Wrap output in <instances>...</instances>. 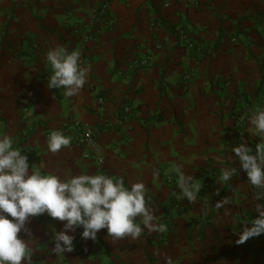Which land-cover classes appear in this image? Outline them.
<instances>
[{"label": "crops", "instance_id": "crops-1", "mask_svg": "<svg viewBox=\"0 0 264 264\" xmlns=\"http://www.w3.org/2000/svg\"><path fill=\"white\" fill-rule=\"evenodd\" d=\"M99 5L0 0V135L41 174L143 183L157 230L116 240L103 229L93 241L77 229L74 251L58 258L53 230L63 222L44 214L27 224L31 237L21 233L34 241L32 264H264V235L237 243L264 189L249 184L238 161V174L220 180L232 148L261 142L248 117L264 108V26L251 20L264 21V0H111L92 21ZM56 45L87 61L77 96L47 86L46 53ZM137 60L147 67L129 77ZM73 119L90 125L102 163L74 145L48 151L47 132ZM178 167L202 184L195 203L176 199Z\"/></svg>", "mask_w": 264, "mask_h": 264}, {"label": "clouds", "instance_id": "clouds-1", "mask_svg": "<svg viewBox=\"0 0 264 264\" xmlns=\"http://www.w3.org/2000/svg\"><path fill=\"white\" fill-rule=\"evenodd\" d=\"M81 55L79 50H69L63 45L47 51L46 59L52 70L47 82L49 89H62L66 97L81 93L89 72L83 66ZM248 122L249 132L261 142L255 150L243 143L232 148L235 159L230 157L227 162L230 166L221 168L220 180L228 183L238 174L232 166L238 161L249 184L264 189V108L250 114ZM70 144V137L62 131H54L48 138V151L55 154ZM13 145L12 137L0 135V264H32L34 241L25 240L21 233L31 237L27 224L31 218L44 214L63 222L61 231L53 230L51 252L58 258L74 251L75 236L69 233L77 229H82L83 239L93 241L103 229L116 240H135L145 229L157 230L156 210L143 183L129 188L122 177L114 179L105 174L71 175L63 179L51 173L41 174L30 166L28 156ZM219 163L226 164L223 160ZM177 172L183 197L195 203L202 184L185 175L179 167ZM227 202L225 199L217 206ZM255 212L256 218L244 225L238 244L264 235V203L258 202Z\"/></svg>", "mask_w": 264, "mask_h": 264}, {"label": "built area", "instance_id": "built-area-1", "mask_svg": "<svg viewBox=\"0 0 264 264\" xmlns=\"http://www.w3.org/2000/svg\"><path fill=\"white\" fill-rule=\"evenodd\" d=\"M110 1L111 0H100L99 8L97 10H94L91 14L92 21H94L98 16L104 17ZM184 1H186L187 3L193 2V0H184ZM89 37H90V33H88V35L85 36V38L83 39V42L86 43L89 40ZM81 59L83 62V66L85 67L87 64V61L83 57V55H81ZM147 64H148V60L132 61L129 67V72H130L129 77L132 76L133 75L132 73L135 72L136 70L147 67ZM51 71H52L51 67L49 66L47 69V75H46L47 81H48L49 76L51 75ZM129 113H130L129 107L125 106L122 110V115L124 119L128 118V116L130 115ZM239 120L243 121L244 117H240ZM57 131H62L66 136L71 138L70 145H74L76 147L83 149L85 152L83 157L85 159H89L92 156H94V154H96L97 162L99 164L102 163L103 161L102 156H98V153L101 152V146L98 143L97 138L95 137V134L93 133V130L91 129L89 124L83 123L80 120L73 119V120H70L69 122L64 123L63 126ZM52 132L54 131L47 132L46 134L47 139L50 137ZM168 180L169 182H171L170 178ZM204 184L207 185L208 183L204 181ZM176 199L181 200V199H186V198L183 197L181 191H178Z\"/></svg>", "mask_w": 264, "mask_h": 264}, {"label": "trees", "instance_id": "trees-1", "mask_svg": "<svg viewBox=\"0 0 264 264\" xmlns=\"http://www.w3.org/2000/svg\"><path fill=\"white\" fill-rule=\"evenodd\" d=\"M251 20L254 21L257 24H261V25L264 26V21H258L256 18H252Z\"/></svg>", "mask_w": 264, "mask_h": 264}]
</instances>
